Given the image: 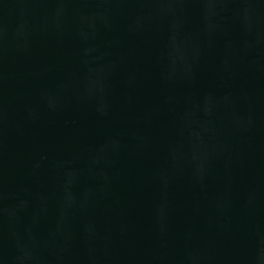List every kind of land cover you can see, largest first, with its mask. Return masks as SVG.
I'll use <instances>...</instances> for the list:
<instances>
[{"label":"water","instance_id":"1","mask_svg":"<svg viewBox=\"0 0 264 264\" xmlns=\"http://www.w3.org/2000/svg\"><path fill=\"white\" fill-rule=\"evenodd\" d=\"M0 264H264V0H0Z\"/></svg>","mask_w":264,"mask_h":264}]
</instances>
